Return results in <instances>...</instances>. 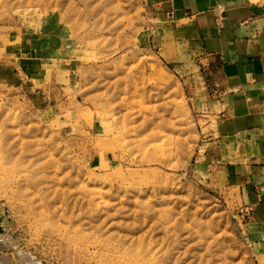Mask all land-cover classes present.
Masks as SVG:
<instances>
[{
    "label": "rangeland",
    "instance_id": "374dc122",
    "mask_svg": "<svg viewBox=\"0 0 264 264\" xmlns=\"http://www.w3.org/2000/svg\"><path fill=\"white\" fill-rule=\"evenodd\" d=\"M157 25L147 0H0V264H264Z\"/></svg>",
    "mask_w": 264,
    "mask_h": 264
},
{
    "label": "crops",
    "instance_id": "0c3cea01",
    "mask_svg": "<svg viewBox=\"0 0 264 264\" xmlns=\"http://www.w3.org/2000/svg\"><path fill=\"white\" fill-rule=\"evenodd\" d=\"M147 5L158 21L160 50L191 65L195 93L214 118L206 158L240 190L249 224L264 232V13L247 0Z\"/></svg>",
    "mask_w": 264,
    "mask_h": 264
}]
</instances>
